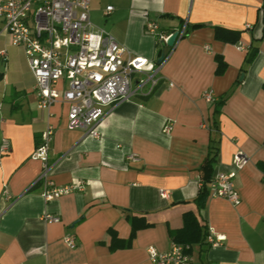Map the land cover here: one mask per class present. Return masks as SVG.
<instances>
[{
    "label": "crops",
    "instance_id": "1",
    "mask_svg": "<svg viewBox=\"0 0 264 264\" xmlns=\"http://www.w3.org/2000/svg\"><path fill=\"white\" fill-rule=\"evenodd\" d=\"M90 17L129 55L153 64L163 47L148 22L185 33L160 67L156 90L107 109L97 139L68 128L66 104L38 108L23 48L0 36V146L10 148L0 156V264H153L147 248L170 251L187 213L206 234L190 246V264H264V0H91ZM216 28L238 32L239 42L217 39ZM217 56L227 66L222 74ZM207 91L213 103L203 99ZM49 126L51 179L86 186L45 202L32 155ZM212 137H219L215 173L234 171L238 154L247 160L236 178L238 206L209 193ZM131 153L140 162L127 161ZM46 214L60 222H44ZM133 219L149 226L112 250L113 234L130 239ZM210 231L221 240L216 246L206 242Z\"/></svg>",
    "mask_w": 264,
    "mask_h": 264
},
{
    "label": "built area",
    "instance_id": "2",
    "mask_svg": "<svg viewBox=\"0 0 264 264\" xmlns=\"http://www.w3.org/2000/svg\"><path fill=\"white\" fill-rule=\"evenodd\" d=\"M91 0H0V36L7 33L14 46L23 48L28 66L35 78L37 106L48 110L56 103L68 106L67 126L80 130L92 138H99L98 127L107 109L131 101L138 96L151 95L159 85L160 67L140 57H133L105 30L97 27L90 17ZM114 8L108 6L106 13ZM148 34L165 42L171 34L160 32L156 23L146 24ZM185 29L179 33L182 38ZM242 49V48H241ZM1 56H6L2 51ZM64 84V88L59 87ZM208 103L214 102L212 91L203 94ZM170 126L166 132H170ZM54 128L49 126L42 134L32 155L41 162V172L36 184L42 185L41 197L51 202L75 192H83L84 182H72L57 186L51 179L54 164L49 162L50 145ZM9 143L3 141L0 156L8 153ZM129 162H140L135 153L128 154ZM247 160L242 154L236 156L235 170L218 171L209 184L211 197L223 198L233 206L241 202L236 187L238 172ZM163 196L166 192H162ZM3 199L12 201L7 190ZM49 224L59 223L60 218L51 214L43 216ZM65 244L75 249L74 236L64 238ZM211 246L221 240L211 231L206 238ZM190 246L174 245L170 251L160 252L154 246L147 248L153 264H190L186 251Z\"/></svg>",
    "mask_w": 264,
    "mask_h": 264
},
{
    "label": "trees",
    "instance_id": "3",
    "mask_svg": "<svg viewBox=\"0 0 264 264\" xmlns=\"http://www.w3.org/2000/svg\"><path fill=\"white\" fill-rule=\"evenodd\" d=\"M215 31H216L215 37L217 39H224V41H227L233 44H237L239 42L240 34L238 32H228L221 28H216ZM254 54L255 52H252L249 55V58H248L249 61L252 60V58L254 57ZM216 61L218 64L217 74H222L227 66L224 60L220 56L216 57ZM224 103H225V98L221 100L220 102H218L216 105L220 107ZM215 112L219 113V109H216ZM213 125H214V129L218 130V125L216 121H214ZM218 142H219V137L211 138L209 155L205 161V166H207V168L210 170V173H211L210 178L207 180V182H210L215 174L214 167L217 161V157L219 155ZM202 190H203L202 191L203 195L205 197L207 194L206 183ZM140 220L141 219H133L132 233L128 241L120 240L113 234V242H112V247H111L112 250H116L118 249V247L129 246L130 240L134 237L136 232L139 229L146 228L149 226V224L142 223L140 222ZM109 232L112 234V231H109ZM205 235L206 234L203 232L202 227L199 225V222L197 221L195 215L192 213H187L184 215V218H183V228L178 231L172 232V239L175 245L186 247V246H191L192 244L201 243L203 238H205ZM186 252L190 253V250H187Z\"/></svg>",
    "mask_w": 264,
    "mask_h": 264
},
{
    "label": "water",
    "instance_id": "4",
    "mask_svg": "<svg viewBox=\"0 0 264 264\" xmlns=\"http://www.w3.org/2000/svg\"><path fill=\"white\" fill-rule=\"evenodd\" d=\"M181 37L178 32L171 34L165 42H162V53L157 64L162 65L170 56Z\"/></svg>",
    "mask_w": 264,
    "mask_h": 264
}]
</instances>
